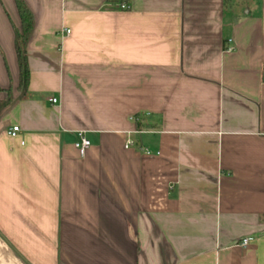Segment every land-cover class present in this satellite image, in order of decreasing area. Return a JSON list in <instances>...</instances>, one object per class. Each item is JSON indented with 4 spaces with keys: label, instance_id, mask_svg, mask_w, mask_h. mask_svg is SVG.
<instances>
[{
    "label": "crops",
    "instance_id": "crops-1",
    "mask_svg": "<svg viewBox=\"0 0 264 264\" xmlns=\"http://www.w3.org/2000/svg\"><path fill=\"white\" fill-rule=\"evenodd\" d=\"M23 2L24 90L0 0L2 239L26 264H264V0Z\"/></svg>",
    "mask_w": 264,
    "mask_h": 264
},
{
    "label": "trees",
    "instance_id": "trees-1",
    "mask_svg": "<svg viewBox=\"0 0 264 264\" xmlns=\"http://www.w3.org/2000/svg\"><path fill=\"white\" fill-rule=\"evenodd\" d=\"M17 8L20 28L15 29L14 50L19 70V88L25 89L29 80V71L27 66L26 48L33 29V16L23 0H14ZM109 3H126L128 0H107ZM124 5V4H119ZM125 6V5H124ZM262 80L264 83V66L262 68ZM1 91V90H0ZM12 101L8 96L5 101H0V113L9 106ZM137 129H141V123H136Z\"/></svg>",
    "mask_w": 264,
    "mask_h": 264
},
{
    "label": "built area",
    "instance_id": "built-area-1",
    "mask_svg": "<svg viewBox=\"0 0 264 264\" xmlns=\"http://www.w3.org/2000/svg\"><path fill=\"white\" fill-rule=\"evenodd\" d=\"M120 9H127V6H124V5H120L119 6ZM70 34V31L68 29H62L60 31V38L61 40H63L64 38L68 37ZM233 51L232 48L228 49V52H231ZM49 102L54 105L57 103V100L56 99H50ZM145 116H148V114H145V115H137V116H132L130 118V120L132 122H134L135 124L136 123H141L142 122V118L145 117ZM20 127L19 126H10L7 130H6V135L11 138V139H15L19 136L20 134ZM147 132H144V131H141V130H136L133 132V134H136V135H142V134H146ZM77 136H78V139L77 141L73 144V147L74 149L76 150L77 152V155L79 158H84L86 156V153L87 151L90 149V141L84 136V133L82 132H78L77 133ZM21 145H23V143H21ZM133 147H136L138 151H140L144 156H152V155H156L158 156L159 153L156 152L155 154H152V152L145 148V147H138L136 146V144L130 140V139H127L124 143V149L126 150H129ZM249 241L250 239H244L242 240L241 242V246L242 247H246L248 244H249Z\"/></svg>",
    "mask_w": 264,
    "mask_h": 264
},
{
    "label": "rangeland",
    "instance_id": "rangeland-1",
    "mask_svg": "<svg viewBox=\"0 0 264 264\" xmlns=\"http://www.w3.org/2000/svg\"><path fill=\"white\" fill-rule=\"evenodd\" d=\"M2 238L0 235V264H26L11 243Z\"/></svg>",
    "mask_w": 264,
    "mask_h": 264
}]
</instances>
